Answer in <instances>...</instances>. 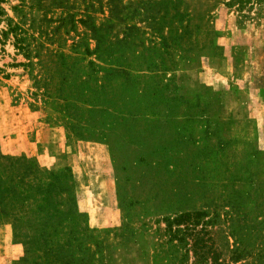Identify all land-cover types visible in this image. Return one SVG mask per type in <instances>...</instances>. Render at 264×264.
Listing matches in <instances>:
<instances>
[{
	"label": "rangeland",
	"instance_id": "obj_1",
	"mask_svg": "<svg viewBox=\"0 0 264 264\" xmlns=\"http://www.w3.org/2000/svg\"><path fill=\"white\" fill-rule=\"evenodd\" d=\"M227 1L179 0L183 17L175 31L180 33L177 41L181 46L169 45L162 54L165 68L156 73L170 78L169 83L176 87L172 92L187 104L174 103L177 105L168 112L160 109L155 116L147 111L142 115L145 120L140 121H130L125 111L114 105L104 120L110 137L100 143L87 137L84 118H98V113L85 111L88 98L80 91L82 87L78 89L81 66L87 60L97 62L94 54H81L83 45L92 49L95 42L77 20L90 18L85 25L99 26L104 41L121 37L127 23L138 26L144 37L149 36V29L139 16L123 22L105 19L106 11L99 14L82 0H0V87L9 103L0 113V153L66 173L72 199L66 200L61 192L52 194V201L58 209L72 207L80 214L75 215L78 225L89 229L87 237L72 250L82 258L79 264H170L161 252L165 240L158 235L163 227L161 216L177 207L197 208L204 201L201 195L217 205L216 187L207 185L224 179L229 161L235 163L232 167L239 178L225 180L226 185L235 184L247 191L256 219L264 217V0L258 14L255 9L239 11ZM14 35L20 37V49ZM135 44L132 51L152 56ZM213 44L216 48L212 49ZM50 52L62 53V64L73 67L69 68L75 74L67 83H60L61 62ZM88 78L90 87L93 75ZM170 87L163 95H168ZM68 101L72 103L68 105ZM67 113H73L78 121ZM122 115L127 117L125 122L119 119ZM22 127L27 141L10 147ZM40 128L60 132L59 141L50 132L41 136L51 166L42 165L36 153L35 133ZM25 145L29 152L22 150ZM203 152L216 163L194 170L199 161L196 153L202 157ZM213 165L216 172L209 171ZM31 178L32 174H27L23 180L30 182ZM200 178H204L201 183ZM180 200L185 201L181 204ZM23 203H12L9 213L17 221L0 217V264H12L23 255L26 237L37 242L40 230L34 221L43 215ZM12 225L24 237H14ZM67 230L55 226L47 231V244L55 250L57 242L68 238ZM215 239L222 243L218 235Z\"/></svg>",
	"mask_w": 264,
	"mask_h": 264
},
{
	"label": "trees",
	"instance_id": "obj_2",
	"mask_svg": "<svg viewBox=\"0 0 264 264\" xmlns=\"http://www.w3.org/2000/svg\"><path fill=\"white\" fill-rule=\"evenodd\" d=\"M82 1L85 2L86 7L94 6L99 14L106 11L105 19L110 18L123 22L139 16L138 20L143 22L150 31L149 36L144 37L145 33L138 32V26L127 23L123 26L121 37H116L113 41H104L99 26L87 27L85 25L90 18H78L77 22L83 24L90 33L89 38L95 42L92 49L83 45L81 54H94V59L97 61L95 63L93 60H87L81 66L78 82V89L82 87L80 91L86 92L85 96L88 98L85 111L98 113L96 114L98 118H84L88 138L105 143V139L110 137V129L104 127V120L114 105L125 111L130 121H140L145 120L142 115L147 111L155 116L158 115L156 112L160 109L168 112L171 107L177 105L174 103L187 104V101L180 95L172 92L176 87L169 83L170 78L166 80L163 75L156 73L158 68L161 70L165 68L162 54L167 53L169 45L181 46V43L177 41L180 33L175 31L181 26L183 17V12L178 9L179 0ZM226 4L229 6L235 4L239 11L243 8L247 11L255 9V14H258L261 9V0H228ZM240 16L248 15L241 14ZM65 17L63 19H66ZM67 20L71 24V20ZM203 24L207 26V21H203ZM163 27L166 28L165 32L162 30ZM214 33L216 35L217 32ZM13 39L18 44L16 48L20 49V37L14 35ZM144 40L147 41L146 47L143 45ZM135 42L139 47L152 53V56L145 55L144 57L140 52L132 51L131 47L137 46ZM211 47L216 48V45L213 44ZM50 54L57 57L59 62L64 58L62 53L50 52ZM81 60L84 59L81 58ZM62 62L60 63L61 84L67 83V79L71 80L69 76L75 74L70 69L73 67L64 66ZM52 63L55 62L52 61ZM52 66L55 67L53 64ZM90 75H93L94 82L88 87L87 81ZM116 85L118 88L115 89ZM169 86L171 87L168 95H163L162 91ZM87 92H89L88 95ZM67 103L69 105L72 102ZM67 114H70L71 119L78 121L73 113ZM119 119L125 122L127 117L122 115ZM177 143L182 144L181 139H177ZM193 143L195 141L191 142ZM138 144H142V140H139ZM199 155L196 153L195 157L199 161L194 163V170L205 169L213 162L216 163L211 160L212 156L206 155V152L202 153V157ZM234 164L232 161L227 162L224 179L219 181L216 179L214 183L211 181L207 185L216 187V201H219L217 205L213 199L201 195L200 198L204 201L197 208L177 207L161 216L163 227L158 235L165 238L160 245L161 252L166 255L165 258L170 264H187L189 258H191L190 264H225L226 261L240 264H264V217L261 220L256 219V213H254L252 201H249L247 191L236 187L235 184L226 185L227 181L235 182L239 178L232 167ZM215 169L217 168L213 165L209 171L216 172ZM40 173L46 176L37 178L35 175ZM27 174H32L30 182L23 180ZM217 174L219 173H214V175ZM203 180L204 178H200L199 182ZM200 185L204 186V184ZM69 189L70 183L67 181L65 172H52L39 168L30 160L26 161L24 158H14L0 153V217L13 218L9 212L13 209L12 203L16 200L24 202L26 206L34 207L43 215L35 218L34 221L40 230L37 234V242L33 238L26 237L23 242V255L15 259L12 264H79L82 262V258H78L72 250L73 247L82 243L83 238L87 237L86 231L89 229L87 226L78 225L75 215L80 216V214L72 210V207L66 205L65 210L58 209L52 201V194L58 195L61 192L66 195V200L72 199ZM18 195L21 196L18 197ZM37 195L40 196L38 199L33 198ZM117 200L119 206V197ZM183 201L185 200H180V203ZM2 202L5 203L2 204ZM247 202H250V206ZM18 208H22V203L18 204ZM55 226L68 229L69 236L62 243L57 242L53 250V247L47 244L46 238L50 237L47 231L53 230ZM12 231L14 237H24L19 235L20 231L15 230L14 225H12ZM217 235L222 240L221 244L215 241ZM33 242L41 243L36 247ZM34 251H41L42 254L34 255Z\"/></svg>",
	"mask_w": 264,
	"mask_h": 264
},
{
	"label": "crops",
	"instance_id": "obj_3",
	"mask_svg": "<svg viewBox=\"0 0 264 264\" xmlns=\"http://www.w3.org/2000/svg\"><path fill=\"white\" fill-rule=\"evenodd\" d=\"M6 98H7L6 94L4 93V91L0 87V113L6 111L7 108L9 107V103H8ZM25 130H26L25 127H22L21 132H20V130H18L16 132V135H18V137H17L18 139L16 137L14 139H11L10 147H12V148H14L15 146L18 147V146L22 145L25 141H27V140H25V138L23 139ZM45 132L52 133L54 140L56 139L58 141H59L60 132L59 131H46V130H42V128H40V129L36 130V133H35V135L37 136L36 142H38L36 144V147H35L36 153H37L38 157L40 158L42 165L51 166L52 165V161H51L52 159H49V155L47 153L48 149L43 144L44 143L43 137H41V136H43V134ZM26 147H28V146L25 145V149H22V150L29 152L30 147H28V148H26ZM31 153H33V152L31 151Z\"/></svg>",
	"mask_w": 264,
	"mask_h": 264
}]
</instances>
